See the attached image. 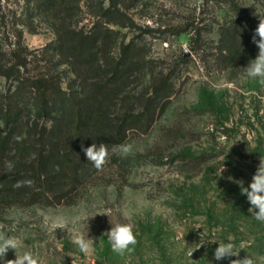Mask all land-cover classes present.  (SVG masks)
<instances>
[{"label":"rangeland","instance_id":"374dc122","mask_svg":"<svg viewBox=\"0 0 264 264\" xmlns=\"http://www.w3.org/2000/svg\"><path fill=\"white\" fill-rule=\"evenodd\" d=\"M43 6L0 0V65L21 61L24 75L46 74L74 101L86 98L96 73L76 74L54 51L67 16L73 30H99L105 71L114 61L124 65L112 81L120 92L108 101L110 117L138 114L140 124L120 143L130 144V153L110 151L102 171L93 168L59 201L7 197L0 184V231L23 240L26 247L18 254L30 250L39 264H230L264 256V223L248 212L246 196L229 180L242 179L247 187L264 158V87L244 75L258 55L252 36L264 18V0ZM18 83L0 75V100L13 104L17 90L28 95L27 85ZM22 113L25 132L51 124L28 108ZM109 220L134 225L137 244L130 253L112 251ZM61 221H67L65 229L53 230ZM74 232L94 239L88 255L71 243ZM229 238L241 249L239 256L216 261L218 242ZM10 259L12 249L0 264Z\"/></svg>","mask_w":264,"mask_h":264},{"label":"trees","instance_id":"16d2710c","mask_svg":"<svg viewBox=\"0 0 264 264\" xmlns=\"http://www.w3.org/2000/svg\"><path fill=\"white\" fill-rule=\"evenodd\" d=\"M36 2L54 9L75 7L79 0ZM66 17L60 26L59 45L54 51H58L61 62L71 64L76 74L80 75L84 70L95 72L97 80L91 93L86 92L87 97L77 102L62 92L48 75H24L20 67L25 64L21 61L9 66L0 65V75L7 79L16 78L20 87L27 85L29 91L26 95L27 92L17 90L11 96L13 104L0 100V122L3 125L0 129V184L7 197L20 193L30 194L42 202H48L49 196L61 200L94 168L87 161L82 145L86 148L93 143H105L110 152L114 145L123 141L127 130L140 124H137L138 114L110 117V110H106L108 101L120 92L112 81L114 74L124 65L114 61L113 69L105 71L100 61L102 55L98 51L102 39L99 30L93 34L73 30L66 25ZM120 74L118 79L122 78ZM105 76L108 77L102 80ZM50 82L53 83L52 87H49ZM25 108L33 110V114L39 118L50 119L49 127L43 126L39 131L30 127V131L25 132L21 123ZM17 136L21 137L19 141L15 139ZM8 162L14 164L11 172L6 168ZM25 179L32 180L33 185L13 187L16 181Z\"/></svg>","mask_w":264,"mask_h":264},{"label":"clouds","instance_id":"9594fccd","mask_svg":"<svg viewBox=\"0 0 264 264\" xmlns=\"http://www.w3.org/2000/svg\"><path fill=\"white\" fill-rule=\"evenodd\" d=\"M257 37H259V39H257ZM252 42L258 47V55L255 59L249 61L248 66L244 68V75L247 78L256 80L261 87H264V18H260L259 24L252 36ZM15 139L19 141L21 137L17 136ZM81 148L87 161L91 162L97 171H102L110 156L107 145L105 143H100L99 145L93 143L86 148L82 145ZM131 150L132 146L130 144H120L114 145L111 152L126 155L130 153ZM6 168L9 172H11L14 169V164L12 162H8ZM221 171H223V169ZM229 180L238 185L241 195L246 196L247 201L250 204L248 212L251 213L255 220L260 223H264V158L260 157L257 169L251 178V183L248 184L247 187H245V182L242 179L236 180L229 177ZM32 185V180L25 179L16 181L13 187H31ZM123 215L125 220L130 219L128 213H124ZM78 219L80 218L73 220V223H75ZM18 222V219L14 222L12 225L13 229ZM109 222L112 227L110 231L106 232V235L112 251L121 256L125 253H130L137 244L136 234L133 230L134 225L130 222H117L114 224L110 220ZM66 223L67 221L55 222L53 224V230L57 228L65 229ZM93 240L94 239L89 238V235L86 237L82 232H74L71 236V243L74 244L79 252L84 255H88L92 252ZM202 245H204V243H201L198 248ZM25 247L26 246L21 238L8 235L3 231H0V259L5 257L9 249L14 250L15 252V259L7 260L5 264H39L38 258L33 255L30 250H25L22 254H18L17 250ZM240 250H237L235 243L231 240V238H229L228 242H218V247L215 249L213 254L214 259L216 261H221L225 258L238 257ZM194 251L190 252L189 255L192 256ZM209 264H211V262H209ZM230 264H264V256L254 258L248 255L243 259H231Z\"/></svg>","mask_w":264,"mask_h":264}]
</instances>
